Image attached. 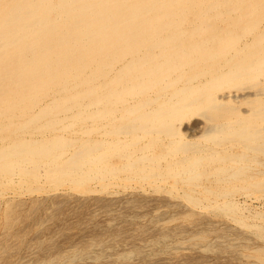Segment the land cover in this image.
<instances>
[{
	"label": "bare ground",
	"instance_id": "obj_1",
	"mask_svg": "<svg viewBox=\"0 0 264 264\" xmlns=\"http://www.w3.org/2000/svg\"><path fill=\"white\" fill-rule=\"evenodd\" d=\"M134 186L264 242V0H0V195Z\"/></svg>",
	"mask_w": 264,
	"mask_h": 264
},
{
	"label": "rangeland",
	"instance_id": "obj_2",
	"mask_svg": "<svg viewBox=\"0 0 264 264\" xmlns=\"http://www.w3.org/2000/svg\"><path fill=\"white\" fill-rule=\"evenodd\" d=\"M15 189L16 191L13 189V191L7 192L8 194L0 195V264H264L257 262L260 260H256L257 257L253 254L256 250L252 251L261 242L262 244L264 242L260 239V242L256 241L254 237L251 242L248 239L244 242L241 239L238 241L237 238H232L233 236L230 237L224 228L227 229L232 226L238 230L246 229L229 218L213 216L216 213L212 209L202 213L200 210H195V215H198L199 212L201 217L204 215L202 222L196 223V217L195 222L186 218V213L191 212L182 208H147L132 202L139 199L163 197L144 193L146 189L151 192L153 187L134 186L131 189L130 187L128 189H120V187L111 189L107 195H97L100 198L99 203L93 200L92 194L85 196L79 193L73 194L77 197L76 199L69 197V195L59 196L61 201L56 203V206L50 204L52 199L45 201L43 196H39L41 201L38 200L39 203H37L38 201H32L37 198L35 195L18 194L17 188ZM85 198L89 199L90 202ZM14 205H17V209L12 211ZM34 208L37 209L34 210ZM8 216L13 217L14 221L8 223ZM50 217L53 219L51 220ZM205 217L212 218V221L209 222V224L213 222L211 226L207 225ZM15 223L16 225H14ZM224 223H229V225ZM114 236H118V239H114ZM219 246L221 247L220 250Z\"/></svg>",
	"mask_w": 264,
	"mask_h": 264
}]
</instances>
